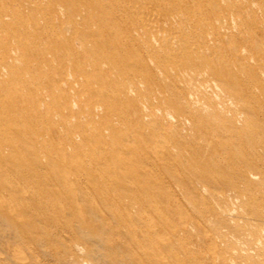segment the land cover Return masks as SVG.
<instances>
[{
  "label": "bare ground",
  "instance_id": "obj_1",
  "mask_svg": "<svg viewBox=\"0 0 264 264\" xmlns=\"http://www.w3.org/2000/svg\"><path fill=\"white\" fill-rule=\"evenodd\" d=\"M57 1L38 0L37 8L21 5L42 13L35 16L34 29L22 25L11 33L10 15L5 10L0 12V23L5 27L2 32L6 34L4 39L0 36V81L5 76L4 69L13 77L17 74L15 62H28L22 55L40 51L39 45L53 39L61 43V56L65 57H45L39 62L42 77L32 82L38 89V85L44 86L43 95L51 97V101L44 99L46 108L60 114L58 122L49 110L42 113L52 122L48 126L56 130L59 124L68 122L72 125L70 131L75 130L64 145L94 143L99 148L102 161L87 166L104 172L106 179H114L111 186L104 183L101 189L122 191L125 182L139 178L144 183L153 172L134 164L148 162L156 163L157 169L177 167L183 174L194 175L198 178L194 182L205 193L207 187L216 188L217 184L251 194L264 189L263 33L248 39L241 35L248 46L238 48L234 35L222 33L220 25L225 17L220 16L216 0H59L56 4ZM76 4H83L87 14L79 10L76 13ZM181 5L197 12H183ZM231 5L236 6L233 2ZM96 11L103 15H88ZM205 11L211 26L206 24L209 18L200 19ZM61 18L63 23L59 22ZM19 28L24 32L18 33ZM40 29L48 32L39 33ZM228 36L233 41H228ZM18 51L20 54H12ZM74 82L78 84L75 94L80 92L76 100L81 106V96H87L88 109H102L99 120L87 110L89 123H72L64 111L57 109L63 105L65 109L72 107L74 99L69 96L73 95L63 85L73 88ZM57 92L65 98L63 105L55 99ZM37 105L34 102L33 108L39 112ZM260 113L262 119H255ZM131 114L133 119L128 118ZM84 126L90 127V135H85ZM182 130L190 133L183 136ZM78 135L80 141L76 139ZM146 142L147 150L141 148ZM80 162L76 158L73 164L85 166L86 162ZM73 176L55 178L65 188L58 194H67L72 200L75 193L69 192L68 185L87 180ZM88 182L91 189L95 182ZM225 196L218 197L225 201ZM122 209L138 210L133 204ZM259 230L264 233V224ZM250 258L247 253L245 259Z\"/></svg>",
  "mask_w": 264,
  "mask_h": 264
},
{
  "label": "rangeland",
  "instance_id": "obj_2",
  "mask_svg": "<svg viewBox=\"0 0 264 264\" xmlns=\"http://www.w3.org/2000/svg\"><path fill=\"white\" fill-rule=\"evenodd\" d=\"M209 1L212 0L202 3ZM216 1L220 16L225 17L220 25L222 33L234 35L238 48L247 45L245 37H253L257 32L264 34V0ZM7 3L16 6L8 7ZM21 5L37 8L38 0H0V12L7 11L8 20L12 21L11 33L22 25L34 29L35 16L42 14ZM179 8L183 12H197L184 5ZM73 9L84 14L88 10L83 4H76ZM203 14L200 19L209 18L206 11ZM88 15L99 18L103 13L96 11ZM211 22L210 18L206 20L210 26ZM1 24L0 36L4 39L5 27ZM23 28L18 33H23ZM230 37L228 41L232 40ZM39 46L40 51L27 57L22 55L28 62H15L17 78L9 77L4 69L5 76L0 81V264H264V256H258L264 254V233L259 230L264 224V189L256 190L253 195L217 184V190L213 185L215 189L207 187L205 193L196 185L198 178L194 175L183 174L177 167L167 171L162 167L157 169V164L152 162L134 164L153 172L145 177L144 183L139 178L125 182L122 191L101 189L103 185L111 186L114 179H106L104 172L87 166L102 161L99 148L94 143L64 145L75 135V130L70 131L72 125L59 124L54 130L48 126L52 123L50 119L42 116L49 110L54 121H61L59 113L45 106L44 99L51 101V97L43 95L44 86L40 84L38 89L33 83L37 76L42 77L39 62L47 56H65H61L63 46L55 39ZM12 54L18 55L20 51ZM73 86L63 85L73 95L69 96L74 99L71 109H65V98L58 92L55 99L63 106L57 109L64 111L72 123H89L91 111L99 120L102 109L93 106L88 109L87 96H81L84 103L81 106L76 100L80 92L75 94L78 84L74 82ZM34 102L38 103L39 112L33 108ZM132 115L128 118L133 119ZM260 118L262 113L255 116ZM84 130L85 135L92 132L90 127L84 126ZM181 133L184 136L190 131ZM76 139L80 141L81 136ZM148 145L143 143L141 148L147 150ZM76 158L80 163L86 162L85 166L73 164ZM69 174L87 178L83 183L80 180L67 187L75 193L72 198L77 207L70 196L58 194L65 188L56 177ZM261 175L264 176V170ZM88 181L95 182L92 185L95 187L88 188L91 185ZM224 194L225 201L218 197ZM132 204L137 212L122 209ZM247 253L252 258L245 259Z\"/></svg>",
  "mask_w": 264,
  "mask_h": 264
}]
</instances>
